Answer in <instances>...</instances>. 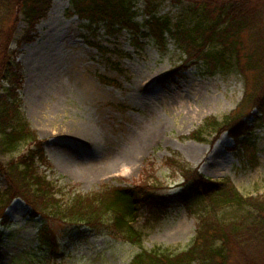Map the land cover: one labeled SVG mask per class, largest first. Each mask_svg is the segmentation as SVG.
<instances>
[{
  "label": "rangeland",
  "instance_id": "rangeland-1",
  "mask_svg": "<svg viewBox=\"0 0 264 264\" xmlns=\"http://www.w3.org/2000/svg\"><path fill=\"white\" fill-rule=\"evenodd\" d=\"M144 4L132 2L143 33L148 19ZM70 10L69 0H50L25 42L19 39L27 23L19 16L9 44L21 65V112L46 162L35 160L37 173L63 205L73 195L104 186L147 182L133 225L140 240L111 236L102 228L92 235L82 228L83 238L73 242L68 239L75 237L73 225L48 220L60 247L55 258L49 255L38 237L44 221L30 217L31 207L12 196L4 177L9 161L35 149V143L24 142L0 149V264H128L142 249H186L203 209L182 204L180 168L195 169L209 183L225 181L243 196L264 195V112H245V136V130L235 138L224 126L203 128L212 119L223 122L243 99L245 80L233 57L229 67L214 74L206 73L200 60L183 68L185 54L170 35L162 48L150 36L126 28L110 31L104 22L89 23ZM201 14L186 0H164L154 12L169 20L172 31L176 25L192 26ZM260 30L242 35L245 48L264 42V20ZM197 131L195 139L191 135ZM75 163L93 174L74 172L70 165ZM243 213L231 206L218 214L225 221Z\"/></svg>",
  "mask_w": 264,
  "mask_h": 264
},
{
  "label": "trees",
  "instance_id": "trees-1",
  "mask_svg": "<svg viewBox=\"0 0 264 264\" xmlns=\"http://www.w3.org/2000/svg\"><path fill=\"white\" fill-rule=\"evenodd\" d=\"M69 1L72 14L87 19L89 23L104 22L110 31L126 28L133 34L150 36L162 48L165 47L166 34L170 35L176 47L185 54L183 68L200 60L206 64V73L214 74L229 67V57H233L245 80L243 99L223 122L212 119L206 121L203 128L211 126L219 130L224 126L223 129L235 138L243 130L245 136L249 132L245 120H242L243 115L253 110L264 112V42L245 48L242 40L246 32H261L264 0H186L200 7L202 14L192 26L176 25L173 31L168 19L154 16L158 4L164 0H143L148 15L147 32L144 33L134 21V0ZM49 3L50 0H0V149H12L24 142L35 143V149L4 166L9 192L31 207L30 217L42 218L44 223L38 237L54 258L60 247L54 233L46 226L48 220L73 225L75 237H68L73 242L83 238L85 228L92 235L98 234V229L102 228L111 236L119 234L129 241L139 242L140 236L133 225L138 206L143 201L138 196L142 189L149 188L144 186L147 182L104 186L97 192L73 195L63 205L62 200L54 196L53 187L45 176L37 173L35 160L42 164L46 162L41 144L37 143L34 131L21 112L17 93L22 83L21 65L9 50V44L19 16L27 23L19 42L32 39L33 26L43 17ZM198 135L200 132L197 131L191 136L198 139ZM167 161L174 163L173 159ZM180 169L185 180L180 193L182 204L189 210L195 205L203 209L193 240L179 252L142 249L128 264H264V195L243 196L228 187L225 181L209 183L208 179L197 177L195 169ZM231 206L244 209V213L234 219L221 220L219 211Z\"/></svg>",
  "mask_w": 264,
  "mask_h": 264
},
{
  "label": "bare ground",
  "instance_id": "bare-ground-1",
  "mask_svg": "<svg viewBox=\"0 0 264 264\" xmlns=\"http://www.w3.org/2000/svg\"><path fill=\"white\" fill-rule=\"evenodd\" d=\"M96 164H99L100 165V163H98V162H96ZM74 167V168H73ZM73 167H71V165H70V168L71 169H73V171L74 172H76V173H83V174H85V175H89L90 173H92L93 171H90L91 170V168H89V169H87L88 170V172H87V170H85V167H87L85 164H83V163H75L74 165H73ZM99 169V168H98ZM95 170V169H94ZM88 173V174H87ZM93 174V173H92Z\"/></svg>",
  "mask_w": 264,
  "mask_h": 264
}]
</instances>
